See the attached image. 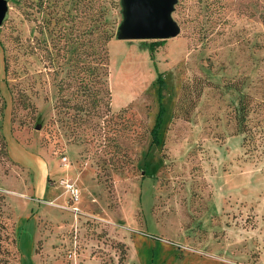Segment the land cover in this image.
<instances>
[{"label": "rangeland", "instance_id": "1", "mask_svg": "<svg viewBox=\"0 0 264 264\" xmlns=\"http://www.w3.org/2000/svg\"><path fill=\"white\" fill-rule=\"evenodd\" d=\"M7 4L0 214L14 228L20 264H123L133 241L149 239L170 244L167 255L190 256L185 264H264V0H175L178 31L152 59L141 39L117 37L120 0ZM101 48L111 112L101 91L93 110L71 78L74 61L92 60L83 49L99 59ZM66 70L63 93L86 99L89 115L53 106ZM20 91L33 109L21 106ZM43 157L52 174L38 186ZM61 164L78 188L75 216L57 204L66 197Z\"/></svg>", "mask_w": 264, "mask_h": 264}, {"label": "trees", "instance_id": "2", "mask_svg": "<svg viewBox=\"0 0 264 264\" xmlns=\"http://www.w3.org/2000/svg\"><path fill=\"white\" fill-rule=\"evenodd\" d=\"M108 39V34L104 35V41L106 42ZM163 40L158 39H141L140 47L147 50L148 57L150 59L153 58V49L156 45H158ZM100 49V48H99ZM101 56L99 59L97 58V53L95 49H91L86 51L83 49V52L88 55H92V60L89 59H79L74 61L70 68H75L74 74L71 76L75 77L77 84V94L83 96L82 98H87L89 100V105L93 110H98L100 106V102L102 101V96L100 95V91L104 95L105 99L102 103L105 105V109L108 112H111L110 109V90L106 82V70L104 66V59L106 56L104 49L101 48ZM95 55V56H94ZM69 74L70 70H66L63 76H60L56 79L55 87H56V98L55 104L56 106H65L67 108H72L76 110L86 111L87 114L92 113L86 108V99H80L79 101H72L71 96H67L63 93V90L69 85ZM91 83V85H90ZM19 100L21 106H28L30 109H33L32 103L27 99V95L23 93V91L19 92ZM76 98V94H74ZM71 97V98H70ZM246 101L244 100V96L240 97L239 103L242 107ZM88 120V118H87ZM151 141H155V129L152 127L150 129ZM40 239L36 240L38 244ZM122 256H124V251L120 249V256L117 260H122ZM10 259L13 260V264H20L19 260V251L17 246V236L15 234L14 228L12 224L7 221L0 214V264H8Z\"/></svg>", "mask_w": 264, "mask_h": 264}, {"label": "water", "instance_id": "3", "mask_svg": "<svg viewBox=\"0 0 264 264\" xmlns=\"http://www.w3.org/2000/svg\"><path fill=\"white\" fill-rule=\"evenodd\" d=\"M175 0H120L122 18L116 34L122 39H162L174 35L178 25L171 16ZM0 0V23L7 12Z\"/></svg>", "mask_w": 264, "mask_h": 264}, {"label": "crops", "instance_id": "4", "mask_svg": "<svg viewBox=\"0 0 264 264\" xmlns=\"http://www.w3.org/2000/svg\"><path fill=\"white\" fill-rule=\"evenodd\" d=\"M36 167H37V177H38V186L40 184V180L39 178H41V174H44V177L47 176L49 177L52 171V168L49 167V162L47 161V158L46 157H43L42 161H37L36 160ZM62 165V164H61ZM63 168L61 170H64L62 172L61 175L63 176H59L57 177L60 178V177H68L66 175H68V172H69V169L67 167H65L64 165H62ZM37 191L42 194H45V192L47 191V187H45L44 185H42V188H37ZM60 193H58L57 195H54L52 194L50 197L54 198V199H57L59 198L60 196ZM65 196V195H64ZM62 198V197H61ZM60 199V198H59ZM35 200H40V201H43L42 199H35ZM67 201V197H63L61 199V202H56L58 205H63L65 202ZM46 202V201H45ZM138 242H141L145 249L147 250L146 251V259H145V262L144 263H153V259H154V253H155V248L160 245L162 248V250L159 252L160 257H158V263L157 264H185L184 262L185 261H188L190 260V256H175L173 254H170V255H167L165 254V246H170V244L168 243H161L160 241H156V240H151L149 239L148 241H133L131 246L130 247H127V250L128 252L126 253V257L124 259V263L123 264H140V255L138 253V250H137V243ZM129 254H133V256L135 257V260H132L129 258ZM200 258H205V257H199V258H193L191 257V260H195V261H198L200 260ZM201 261V260H200Z\"/></svg>", "mask_w": 264, "mask_h": 264}, {"label": "built area", "instance_id": "5", "mask_svg": "<svg viewBox=\"0 0 264 264\" xmlns=\"http://www.w3.org/2000/svg\"><path fill=\"white\" fill-rule=\"evenodd\" d=\"M65 156H61V160H64ZM60 184L63 188V191L66 193V197H67V201L65 202V204H63L62 206L67 207L68 210H70L73 215L75 216L76 213L78 212L79 208L76 204L77 200H78V188L75 185L73 180H69L66 177H63L60 179ZM48 203H52L51 200L46 201Z\"/></svg>", "mask_w": 264, "mask_h": 264}]
</instances>
